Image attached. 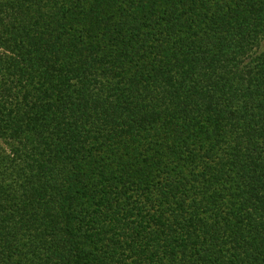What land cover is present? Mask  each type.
Listing matches in <instances>:
<instances>
[{
  "label": "trees",
  "instance_id": "obj_1",
  "mask_svg": "<svg viewBox=\"0 0 264 264\" xmlns=\"http://www.w3.org/2000/svg\"><path fill=\"white\" fill-rule=\"evenodd\" d=\"M0 264H264V0H0Z\"/></svg>",
  "mask_w": 264,
  "mask_h": 264
}]
</instances>
